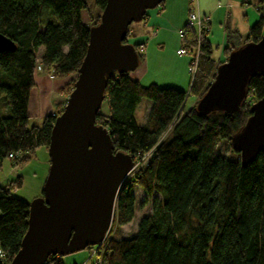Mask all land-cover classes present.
I'll return each instance as SVG.
<instances>
[{
  "label": "trees",
  "instance_id": "trees-1",
  "mask_svg": "<svg viewBox=\"0 0 264 264\" xmlns=\"http://www.w3.org/2000/svg\"><path fill=\"white\" fill-rule=\"evenodd\" d=\"M106 2L95 0L102 10ZM99 19L87 0H0V31L16 44L0 53V160L24 153L15 159L18 164L38 147L48 148L60 110L40 125L30 124L37 52L41 50L38 59L54 77L74 76L87 51L90 28ZM263 28L261 15L246 36L230 31L228 37L237 42L224 48L220 58L213 56L205 36L188 92L142 84L130 72L109 77L103 102L107 111L101 108L96 122L110 131L114 151L135 158L154 148L149 161L120 188L113 224L134 220L136 186L154 196L152 211L140 218L133 236L109 235V264H264V150L243 166L231 143L250 117L252 103L264 97V76L251 77L246 99L232 114H202L197 108L218 65L242 44L258 41ZM193 35L187 29L182 38L188 47L194 45ZM188 96L198 99L186 109ZM143 98L149 100V118L141 124L136 111ZM221 139L231 145L235 158L220 152ZM22 183L18 176L0 184V264H10L28 229L30 203L14 193ZM44 264L66 263L52 255Z\"/></svg>",
  "mask_w": 264,
  "mask_h": 264
},
{
  "label": "water",
  "instance_id": "water-1",
  "mask_svg": "<svg viewBox=\"0 0 264 264\" xmlns=\"http://www.w3.org/2000/svg\"><path fill=\"white\" fill-rule=\"evenodd\" d=\"M162 1L107 0L99 23L90 28L74 87L51 131V165L43 194L30 203L28 229L10 264H44L52 255L63 256L105 239L115 219L118 193L135 162L130 153L114 151L110 131L96 122V116L109 77L139 65L137 47L128 41L129 26ZM15 48L0 31V53ZM256 75L264 76V33L218 65L198 101L199 112L234 113ZM231 143L243 166L264 150V97L252 103L250 117Z\"/></svg>",
  "mask_w": 264,
  "mask_h": 264
},
{
  "label": "rangeland",
  "instance_id": "rangeland-1",
  "mask_svg": "<svg viewBox=\"0 0 264 264\" xmlns=\"http://www.w3.org/2000/svg\"><path fill=\"white\" fill-rule=\"evenodd\" d=\"M89 8L91 12L100 18L102 13V9L96 5L95 0H87ZM261 15V13H259ZM258 14V18L260 15ZM138 23L133 22L129 29L134 30V36H131V32L128 35V41L130 43H135L136 38V30L135 27ZM178 37V38H177ZM180 39V41H179ZM205 39V38H204ZM177 40L179 42H177ZM160 46H151L154 47L153 58L149 61V68L147 70V63L145 60L147 59L145 51H141L140 47H138V53L143 54L142 59L139 62L137 69L131 71V75H135L140 69H143V80L140 82L142 84L148 85L150 83H157L161 86H173V85H164V84H178L185 88L186 92L190 89L191 84V73L189 71V65L191 61V55H187L184 53H180L179 50L182 47V40L179 37V34H175L172 38H169L168 43L165 47ZM158 47V49L156 48ZM214 56L217 57L221 54V47H214ZM41 54V50L37 52V57L39 58ZM226 61V60H225ZM224 61V62H225ZM223 63V62H222ZM188 65L187 76L182 75V65ZM221 64V63H220ZM146 65V66H145ZM43 72L49 75L50 78H53L49 72L43 67L42 71L36 70V74ZM35 74V76H36ZM77 78V74L71 77L70 82L66 88V97L64 101L57 107L61 111L64 109V106L67 102V98L74 87V82ZM193 97V98H192ZM197 96H188L186 101L185 108H190L191 105H194L197 101ZM149 100L147 98H143L142 102L138 107V121L143 124L146 123L149 118V107L147 105ZM107 104L103 103L102 111H107ZM55 113V112H54ZM58 113V115L60 114ZM52 115V114H51ZM43 121L31 120L30 124H42ZM166 134L164 135L165 138ZM220 145L219 150L222 154L235 158L236 152L233 150L231 145L224 139L219 141ZM51 165V158L49 155L48 148L46 146H40L36 149L35 152L30 153V158L26 161L20 162L16 164L15 159L6 157L3 160H0V184L6 185L10 181L16 179L18 176L23 177V184L21 187L16 186L14 188V193L22 198L23 200L31 203L34 199L41 196L43 194V188L46 182V179L49 174ZM135 195L137 197L136 203V216L133 221L123 226H116V224L112 225V228L109 232V235L115 237L116 239H121L125 237L133 236L138 228V222L140 218L148 214L152 211L153 207V199L154 196H148L147 193L141 188L136 186ZM108 235V237H109ZM92 247V246H90ZM87 247L85 249L77 250L66 255H63V260L66 264H89V254L91 252V248ZM88 261V262H87ZM87 262V263H86Z\"/></svg>",
  "mask_w": 264,
  "mask_h": 264
},
{
  "label": "crops",
  "instance_id": "crops-1",
  "mask_svg": "<svg viewBox=\"0 0 264 264\" xmlns=\"http://www.w3.org/2000/svg\"><path fill=\"white\" fill-rule=\"evenodd\" d=\"M199 5L201 12L210 16L209 32L206 36L207 42L213 49L214 47H221V54L216 58L222 57L224 48L236 44V38L228 37L230 31H236L240 35L246 36L251 26L259 20L257 19L258 14L261 13L264 16V2L257 5L256 0H199ZM188 11L189 0H163L158 6L150 9L141 21L137 22L135 43L139 46H145L146 72L149 68V61L154 55L152 51L154 47L151 46L162 45L161 47H165L169 38L179 34V29H183L187 25ZM131 36H134V30L131 31ZM179 37L181 38L180 35ZM181 40L183 46V39L181 38ZM179 41L177 40V42ZM156 48L158 49V47ZM181 68V74L186 77L188 65L184 64ZM143 69H140L135 75H131L130 72V76L135 80H143ZM71 77H54L53 79L43 72L36 74L35 86L32 89L29 102L30 121H43L45 117L56 112L57 107L66 97V88ZM164 85H173L182 90L185 89L178 84ZM147 105L149 107V102ZM136 114L138 116V108Z\"/></svg>",
  "mask_w": 264,
  "mask_h": 264
},
{
  "label": "built area",
  "instance_id": "built-area-1",
  "mask_svg": "<svg viewBox=\"0 0 264 264\" xmlns=\"http://www.w3.org/2000/svg\"><path fill=\"white\" fill-rule=\"evenodd\" d=\"M257 9H259V7H257ZM209 21H210V16L207 14H203L200 10L199 0H189L187 28L185 27L183 29H179L178 32L181 38H184L187 29H191L194 33L193 35L194 45L192 47H188L186 44H184L179 50L180 53L191 55V61L189 65V71L191 73V81L193 80L198 69L200 49L204 42L205 36H207V33L209 32ZM139 47L141 51H145L144 45H140ZM37 69L39 71L43 70V65L38 58L36 62V70ZM50 75L54 77L53 73H51ZM52 114L55 115L54 112ZM153 153H154V148L149 152L144 153L141 157L138 155L135 158H133L135 164L133 166L132 171L128 174L126 179L129 178L131 175H133L143 165H145L149 161V159L153 156ZM9 157L20 160L24 157V153H10ZM110 230L108 231L105 239L102 242L95 245H91L92 247L88 246L91 248V252L89 254V264H109L110 256L112 253V249L109 248V244H108V235ZM2 255L3 252L0 249V256Z\"/></svg>",
  "mask_w": 264,
  "mask_h": 264
},
{
  "label": "bare ground",
  "instance_id": "bare-ground-1",
  "mask_svg": "<svg viewBox=\"0 0 264 264\" xmlns=\"http://www.w3.org/2000/svg\"><path fill=\"white\" fill-rule=\"evenodd\" d=\"M148 11H149V10H147V13H148ZM147 13H146V15H147ZM146 15H145V16H146ZM129 32H131V30H130V29H129ZM253 103H254V102H253Z\"/></svg>",
  "mask_w": 264,
  "mask_h": 264
}]
</instances>
